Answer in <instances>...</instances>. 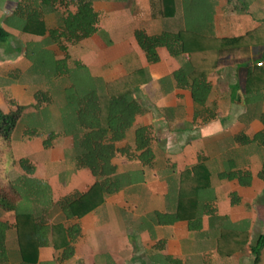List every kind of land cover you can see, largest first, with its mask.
I'll use <instances>...</instances> for the list:
<instances>
[{
  "label": "crops",
  "instance_id": "crops-1",
  "mask_svg": "<svg viewBox=\"0 0 264 264\" xmlns=\"http://www.w3.org/2000/svg\"><path fill=\"white\" fill-rule=\"evenodd\" d=\"M90 1L97 16L94 35H101L104 42L94 52L86 53L85 45L92 35L76 45H67L65 54L85 66L99 80L100 88L137 70L145 73L146 82L134 89L140 111L125 138L116 143L119 154L112 160L118 174L129 173L134 181L80 218L66 220L54 204L80 196L95 179L89 170L81 176L75 172L73 139L62 134L60 99L52 96L40 109L34 108L35 92L53 85L49 82V87L39 88L33 84L34 51L48 50L57 58L64 53L53 37L23 34L20 28L25 17L17 11L26 6L32 12L33 8L45 12L46 27L55 29L64 16L75 12V6L70 2L55 4L54 0L47 5L41 0H0V110H14L8 109L13 103L25 108L11 138L15 160L9 178L36 180L39 185L54 181L52 187L62 191L51 200L48 193L47 200L42 201L45 205L37 206L30 192L32 211H41L39 219L46 227L77 224L79 229L66 260L60 259L62 248L53 247L47 234L37 264H264V246L258 260L249 251L264 235V147L252 141L263 130L260 116L264 114V102L247 103L243 94L247 67L261 57L264 47H241L222 53L219 65L207 77L211 93L205 108L214 115L209 118L207 114L196 117L197 107L189 90L179 88L173 79L188 55H178L176 60L164 47H158V62L151 64L135 38L136 31L154 36L179 30L207 37H238L264 23V0H174L170 17L160 16L158 10L152 17L150 0ZM137 1L143 2L144 15L137 24L124 28L117 18L120 15L125 19L129 11L136 12ZM98 12L105 13V18L100 19ZM47 114L53 123L33 135L25 119L40 122ZM139 127L150 131L154 155L151 166H143L134 158V132ZM50 133L64 139L52 141L45 148ZM21 161L33 169V174L25 177ZM198 163H203L209 173L200 228L190 230L184 221L159 223L156 214L170 213L175 208L180 173ZM53 165L55 169H51ZM0 220L10 225L5 233L8 257L4 264H19L14 215L2 212ZM242 234L247 236V246L233 251L236 235L240 239ZM224 240L233 244L227 248Z\"/></svg>",
  "mask_w": 264,
  "mask_h": 264
},
{
  "label": "trees",
  "instance_id": "trees-1",
  "mask_svg": "<svg viewBox=\"0 0 264 264\" xmlns=\"http://www.w3.org/2000/svg\"><path fill=\"white\" fill-rule=\"evenodd\" d=\"M41 2L47 5L50 0H41ZM69 2L75 6V12L64 16L55 29L46 27L43 20L45 12L34 8L32 12L27 10L26 6L17 11L21 18L25 17L20 28L23 34L53 37L55 45L64 53L62 57L57 58L48 50L34 51L33 72H38L40 78H44L40 81H49L53 84L49 90L39 89L35 92L34 108L40 109L51 101L52 96L59 95L62 134L72 137L74 157L95 178L92 186L80 196L72 200L60 199L54 204L62 211L66 220L78 219L92 211L103 203L106 197L117 193L133 180L129 173L118 174L112 160L119 154L116 143L125 138L140 111L133 96L134 89L146 82L145 73L137 70L106 82L100 88L99 80L94 79L85 66L71 60L65 54L67 45H76L97 31V16L93 12L91 1L54 0V3L59 5H66ZM174 2V0H150L152 17L157 15V10L162 17L172 16ZM135 38L151 64L158 62L156 52L158 47L168 48L174 57L181 54L188 55L187 61L173 74V79L179 88L189 90L197 107L196 117L207 114L209 118H213L214 115L205 108L211 93V85L207 81L209 73L219 65L224 51L231 52L249 46L264 47V23L257 29L232 38L207 37L189 30H179L176 33L164 32L154 36L136 31ZM38 87L43 86L38 85ZM57 88L60 90L58 91ZM243 94L247 103L254 100L264 102V52L259 59L247 67ZM24 110L23 106H16L7 113L0 110V213L14 215L13 227L17 234L19 264H37L38 251L45 244L47 234L51 235L53 247L62 248L60 259L66 260L72 253L71 244L78 234V225L44 226L39 219L42 215L41 211L38 213L31 209L30 192L33 191V200L37 202V206L45 205L46 202L42 201L47 200L48 188L39 185L36 180L23 177L15 181L11 180L7 173V158L12 156L11 138L23 118ZM260 120L263 130L257 133L252 141H257L264 147V114L260 116ZM43 127L44 125L41 124L36 128L33 127V135L38 134L39 130L44 129ZM48 136L44 144L45 148L57 134L50 133ZM151 142L148 128L139 127L135 130L133 154L143 166H151L153 163ZM126 155L129 157L130 154ZM20 165L27 174H32L33 170L23 161ZM261 177L264 178V162ZM208 190L209 173L203 163L184 170L179 176L173 212L156 214L157 221L165 225L184 221L187 222L190 230L199 229L202 204ZM24 200L28 205L26 207L21 205ZM9 227L8 222L0 220V264H4L8 257L5 233ZM236 238L234 244L233 241L230 242L236 246L233 251L247 246L245 234H242L240 239L236 235ZM224 242L227 244L225 247L228 248L230 243L226 240ZM263 246L264 235L259 237L256 246L249 248V251L256 256V260Z\"/></svg>",
  "mask_w": 264,
  "mask_h": 264
},
{
  "label": "rangeland",
  "instance_id": "rangeland-1",
  "mask_svg": "<svg viewBox=\"0 0 264 264\" xmlns=\"http://www.w3.org/2000/svg\"><path fill=\"white\" fill-rule=\"evenodd\" d=\"M136 6H138V10L136 11V12H130L129 11V13L128 14H130V15H126L125 16V19H122L121 18V16L119 15V17L117 18V22H118V24H120V25H122L124 28H127L128 26H132V25H134V24H137L138 22H139V17L141 18L143 15H144V10H143V12L141 11V8H143V2L142 1H137V3L135 4ZM148 14V13H147ZM105 13H100V12H98V17L100 18V19H104L105 18ZM144 17H146V15L144 16ZM103 42H104V39L101 37V35H99V34H96V35H94L93 37H92V40H90L86 45H85V47L87 48V51H86V53L87 52H94V50L97 48V47H99L101 44H103ZM164 49H165V51H167L168 52V54H170V51H169V49L168 48H166V47H164ZM89 56V54H87V57ZM170 56H172L171 54H170ZM173 58H175L176 60H177V58L176 57H174V56H172ZM179 61H180V59H179ZM41 79H44V78H40V74L38 73V72H36V73H34L33 72V84L34 83H37L38 81H39V84H36V85H39V86H43V87H46V86H48L49 87V85H50V83H49V81H44V82H42V81H40ZM58 98H60L59 97V95L58 94H56V96H54V99H58ZM35 100V99H34ZM16 103H13V104H10L9 106H8V109H14V108H16ZM40 122L39 121H35V120H33V119H30V118H27V119H25V125L26 126H28L29 128L31 127V128H36V126L37 125H44V127H47L49 124H51V123H53V118H51V116L50 115H43L41 118H40ZM48 128H49V126H48ZM48 135H47V139L44 141V144H45V142L48 140ZM63 139L64 138H62V137H59V136H56V137H54V138H52L51 139V142L52 141H55V143H58L59 141H63ZM55 147H56V149H59V147L57 146V145H55ZM65 154V153H64ZM72 154H74V152H73V150H72ZM257 156H259L258 154H257ZM73 157V162L75 163V172L77 173V175H79V176H81V174L83 173V171L84 172H86L88 169L84 166V165H82V164H80L79 162H78V160H77V158L76 157H74V155L72 156ZM8 159V161H7V164H6V169H7V173H8V175H9V173H10V169L12 168V166L14 165L13 164V162H14V160H15V158H14V156H13V154H12V156L11 157H8L7 158ZM67 160V156H65V158H64V160ZM21 166V165H20ZM55 165H53L52 166V168L51 169H55ZM62 167V166H61ZM60 167V168H61ZM24 172H25V170L23 169V168H21ZM33 170V169H32ZM24 174V173H23ZM32 174H33V171H32ZM25 177H28L29 176V174H26V172H25ZM94 178V177H93ZM95 179V178H94ZM54 183V181L52 182V183H50L49 185H47V184H44V186H46L49 190H51V192H49L50 194H49V196H48V200H51V197H53V196H57L58 194H59V192L60 191H62V190H60V188L59 187H55V188H53L52 187V184ZM78 193V192H77ZM75 195V194H74ZM23 200V199H22ZM21 200V201H22ZM21 205L22 206H24V207H26V206H28L27 205V203H26V200H24L22 203H21ZM261 253V252H260ZM260 253H259V258H260Z\"/></svg>",
  "mask_w": 264,
  "mask_h": 264
},
{
  "label": "built area",
  "instance_id": "built-area-1",
  "mask_svg": "<svg viewBox=\"0 0 264 264\" xmlns=\"http://www.w3.org/2000/svg\"><path fill=\"white\" fill-rule=\"evenodd\" d=\"M258 65H260V63Z\"/></svg>",
  "mask_w": 264,
  "mask_h": 264
}]
</instances>
